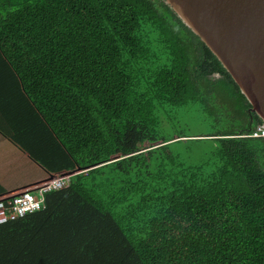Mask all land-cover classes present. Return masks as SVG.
<instances>
[{
	"label": "trees",
	"instance_id": "1",
	"mask_svg": "<svg viewBox=\"0 0 264 264\" xmlns=\"http://www.w3.org/2000/svg\"><path fill=\"white\" fill-rule=\"evenodd\" d=\"M0 56L70 174L0 264H264L263 123L162 0H0Z\"/></svg>",
	"mask_w": 264,
	"mask_h": 264
},
{
	"label": "water",
	"instance_id": "2",
	"mask_svg": "<svg viewBox=\"0 0 264 264\" xmlns=\"http://www.w3.org/2000/svg\"><path fill=\"white\" fill-rule=\"evenodd\" d=\"M230 75L264 126V0H162Z\"/></svg>",
	"mask_w": 264,
	"mask_h": 264
},
{
	"label": "crops",
	"instance_id": "3",
	"mask_svg": "<svg viewBox=\"0 0 264 264\" xmlns=\"http://www.w3.org/2000/svg\"><path fill=\"white\" fill-rule=\"evenodd\" d=\"M62 150L0 56V198L37 185L57 172ZM64 160V159H63Z\"/></svg>",
	"mask_w": 264,
	"mask_h": 264
},
{
	"label": "built area",
	"instance_id": "4",
	"mask_svg": "<svg viewBox=\"0 0 264 264\" xmlns=\"http://www.w3.org/2000/svg\"><path fill=\"white\" fill-rule=\"evenodd\" d=\"M251 136L264 138V126H257ZM69 177L67 174L49 177L30 188L1 197L0 223L39 211L43 208L45 193L65 188L69 183Z\"/></svg>",
	"mask_w": 264,
	"mask_h": 264
},
{
	"label": "clouds",
	"instance_id": "5",
	"mask_svg": "<svg viewBox=\"0 0 264 264\" xmlns=\"http://www.w3.org/2000/svg\"><path fill=\"white\" fill-rule=\"evenodd\" d=\"M70 175V174H69Z\"/></svg>",
	"mask_w": 264,
	"mask_h": 264
}]
</instances>
